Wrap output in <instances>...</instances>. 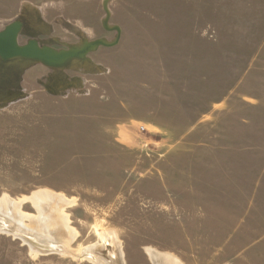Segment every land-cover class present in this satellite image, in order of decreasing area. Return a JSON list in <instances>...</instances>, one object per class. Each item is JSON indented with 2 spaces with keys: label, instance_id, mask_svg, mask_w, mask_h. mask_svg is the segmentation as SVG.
<instances>
[{
  "label": "rangeland",
  "instance_id": "1",
  "mask_svg": "<svg viewBox=\"0 0 264 264\" xmlns=\"http://www.w3.org/2000/svg\"><path fill=\"white\" fill-rule=\"evenodd\" d=\"M17 21L81 54L0 55V264H264V0H0Z\"/></svg>",
  "mask_w": 264,
  "mask_h": 264
},
{
  "label": "water",
  "instance_id": "2",
  "mask_svg": "<svg viewBox=\"0 0 264 264\" xmlns=\"http://www.w3.org/2000/svg\"><path fill=\"white\" fill-rule=\"evenodd\" d=\"M21 26L22 24L17 21L7 25L4 30L0 31V55L6 58L18 55L28 56L43 60L51 65H56L72 56L81 54V50L75 48L58 52L50 47H40L35 40H31L25 45H20L18 43V34ZM116 28L119 29V27ZM100 44L108 45V43L103 39H97L89 43V49Z\"/></svg>",
  "mask_w": 264,
  "mask_h": 264
},
{
  "label": "bare ground",
  "instance_id": "3",
  "mask_svg": "<svg viewBox=\"0 0 264 264\" xmlns=\"http://www.w3.org/2000/svg\"><path fill=\"white\" fill-rule=\"evenodd\" d=\"M37 199L40 200L39 197H37ZM16 205L17 203L13 198H8L6 203L0 201V206H5V208L7 207L6 211H10L11 209L15 208ZM64 227L65 226L59 218L52 219L43 224V235L46 236L45 239L49 240V242H56L59 240V238L55 235L53 236V231L58 230L59 232H63L62 230L64 229ZM31 232L33 233L34 231L31 230ZM60 235L62 234L60 233ZM114 249L115 248H113V251L111 252L110 246H108L107 243L94 248L91 254V259L96 264H126L121 253L119 251L115 252ZM147 249L151 261L154 264H182L178 259L167 252H161L154 248Z\"/></svg>",
  "mask_w": 264,
  "mask_h": 264
}]
</instances>
